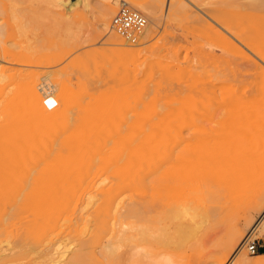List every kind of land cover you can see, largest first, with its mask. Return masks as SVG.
Returning a JSON list of instances; mask_svg holds the SVG:
<instances>
[{"label": "rangeland", "instance_id": "obj_1", "mask_svg": "<svg viewBox=\"0 0 264 264\" xmlns=\"http://www.w3.org/2000/svg\"><path fill=\"white\" fill-rule=\"evenodd\" d=\"M1 1L5 4V8L0 10V57L3 54V49H8L15 52L18 59L24 58L19 59L21 65L0 64V75L4 74L2 76H7L5 78L8 79L0 84V101L20 96L25 88V78L33 76L37 77L39 89L45 84L55 85V97H58L63 91H69L72 95L74 101L70 104L69 120L62 129L75 131L76 128L74 127H84V129L77 127L76 131L88 130L94 142L99 140L110 141L114 138L120 139L122 136L125 137V134L136 139L149 137L146 138L147 157L138 163L139 167L137 165L133 170L135 173L143 174V179L133 180L130 186H125L108 175L98 176L93 171L72 173L73 167H67L65 168L67 170L62 169L61 171H48L45 165L20 166L18 168L6 163V160L0 157V264H240V260L262 264L260 260L264 258L261 259L259 256H264V211H254L253 213L249 211L254 203L256 192H237L233 177H225L212 182H207L200 176H196L192 180L187 176L185 178L183 167H180L182 165L179 163L176 164L175 158L182 149L177 150L181 145L180 135L182 133L187 135L193 129L199 116L207 113L209 101L213 96L212 88L209 89V86L214 85L216 77L223 80L221 75V77L218 76V72H221L223 76L227 72L229 75L224 76L227 77V80L232 76L231 79H234L235 84L232 88H235L237 94L239 93L238 90L241 89L240 92H248L250 99L255 98V96L256 98L260 97L257 93L255 95L253 91L257 92L260 88L261 82L259 80L262 79L258 70L263 68L264 64L262 65V62L256 60V53L252 54L251 48L256 45L259 46L262 42L260 28H264V0H197L199 3L204 1V4L209 2L219 6L225 23L230 28L237 31L239 29L242 32L247 43V49L240 45L238 49L237 47L232 49L233 46L227 43H224L225 46L223 47V42H219L220 39L208 27L207 23L182 17L165 20L163 25L156 28V33L152 38H149L145 33L146 30H144L137 44L129 43L112 27L109 30L102 27L100 11L105 0H80L83 5L80 3V10H76L78 13L75 16V10L73 15L67 12L70 10H67L64 5L67 2L64 0L65 3L62 4H60L62 1L57 4L55 0ZM76 1L72 0V2ZM131 1L143 4L145 7L155 4V0ZM86 2L91 7L89 10H84L83 6ZM126 3L135 9L132 4ZM56 5L61 6L59 8ZM120 6L121 4L117 6V13ZM191 9L197 12L201 18H204L201 13L196 11V8L191 6ZM142 14L148 20V27L153 28L149 18L151 16ZM257 21H261L260 24L256 23ZM258 24L263 26L260 27ZM197 31L199 33H195ZM113 33L124 40L125 48L135 45L136 48L143 49L142 59L139 58V61L136 60L124 71L119 69L117 58L121 47L109 42ZM184 33L187 34L186 39L183 36ZM214 37H217L218 42ZM211 39L216 42H212ZM208 45L209 47H207ZM211 45L212 47H210ZM228 46L231 50H227ZM144 58L147 60L143 61ZM29 60L30 65L26 63ZM243 64L249 65L247 69ZM250 65L252 66L251 70ZM225 70L227 71L225 72ZM229 71L230 73H228ZM236 74L238 76L240 74V76L236 77ZM120 76H124L123 79H120ZM235 77L238 80H235ZM127 78L131 82L127 81ZM212 78L215 79L214 82ZM45 79L48 80L45 82ZM114 86V89L118 91H121V88H131L134 94L128 102L118 104L116 96L113 95L115 93L112 89ZM240 86L244 88L242 89ZM107 102L109 103L107 104ZM86 103L90 105L88 106ZM205 105L207 108L204 107ZM93 110L94 112H92ZM98 110L102 112H97L96 116L92 114ZM120 111H124L123 114ZM97 114H99L98 117ZM158 115L161 118L157 117ZM138 116L141 118L138 119ZM162 117L164 119L166 117V119L160 120ZM84 118L86 123L82 121ZM167 118L170 119L167 120ZM188 119L189 124L193 126L186 123ZM88 121L95 122L100 127L96 126L97 129L95 130L92 128L95 125ZM163 121H165L164 124ZM157 122L160 123V126ZM108 127L113 131H110ZM179 133H181L180 137L178 136ZM155 135L158 136L157 139L154 137ZM178 137L179 139H175ZM94 147L95 145H90L82 149L81 156L90 157L91 155L94 157L97 152ZM3 155L4 151L0 150V156L3 157ZM167 157L172 158L173 161L165 166L162 165L160 174L156 173L158 161ZM261 157L264 159V156ZM261 157L256 162L264 171V160L262 161ZM172 162H174V166L176 164V168L171 165ZM54 172H58L57 175ZM144 175H147L146 178ZM102 181H105L104 184L100 183ZM99 183L100 185L97 187ZM262 184H264V174ZM138 189H141L142 192ZM201 189H208L211 193L205 199L200 198L198 200ZM30 190H33V198H35L31 201L25 200L23 195ZM150 195L152 196L150 197ZM91 197H93L92 203L89 205L88 201L90 200L88 199ZM70 198L72 202L69 201ZM110 201L113 203L114 211L167 212V210L176 211V209L183 207L187 209L188 206L190 210L193 211L194 209L197 213L196 217L191 219L193 224L187 218L190 216H182L181 219H178L179 221L174 220L167 223L168 227L166 226V228L169 232L167 231L166 237L160 238L162 242L159 239H142L143 242H137L138 247L132 249L127 246L124 248V257L119 258L118 253L112 255L111 252L110 255L108 250L102 251V247L107 241L114 242L115 240L114 234L110 231L112 221L109 222V230H105L101 220L100 211H106L105 206ZM32 204L34 205L32 206ZM180 204L182 208L178 207ZM28 206L29 208H27ZM50 207L56 208V211H70L59 220L56 230L53 232L54 241H60L61 245L55 251V262L51 263V260L48 261L49 259L46 258L50 252V247L45 245V238L38 240L37 235L26 233L24 226H22L24 222L20 212L49 211ZM186 209L184 210L186 211ZM197 224L199 225L197 226ZM186 226L190 228L195 226L196 231L191 228L195 232L187 234L190 229L188 228V230ZM236 231H240L242 237L232 247L230 241H236ZM163 239L166 242L163 243ZM253 242L260 248L256 254H251L248 251V246ZM241 245L244 246L243 251L235 259L233 254L237 253L238 249L242 247ZM107 253L110 257L106 256Z\"/></svg>", "mask_w": 264, "mask_h": 264}, {"label": "bare ground", "instance_id": "obj_2", "mask_svg": "<svg viewBox=\"0 0 264 264\" xmlns=\"http://www.w3.org/2000/svg\"><path fill=\"white\" fill-rule=\"evenodd\" d=\"M59 1H62V2L60 3ZM64 1L67 2L66 4H64L66 6L67 10H70V12L69 11H67V12L73 15V11L75 10L74 16L77 15L78 11L80 10L81 1L80 0H77L76 2H72V0H64ZM198 1H200V0H198ZM198 1L197 0L196 1L195 0H155V4L153 6H149V7L146 6L145 7L143 4L135 3L131 0H105L103 3L102 9L100 11V23H102V27L105 30L111 29L112 20H113L114 16L117 14V6L119 4H122V3L128 4L126 2H129L139 12H142L145 15L148 14L151 16V17H149L147 15L150 18V21H151V24L153 25V28L151 26L148 27V24L146 26L147 29L145 28V30H146L145 33L149 36V38H152L154 36V34L156 33V28L163 25L165 20L172 19L175 17H178V18L182 17L185 19H194L196 21H203V22L207 23L208 27L212 31H214L215 35L220 39L219 42L221 41V42H223V44L227 43L228 45L229 44L232 45L233 46V47H231L232 49H235L236 47L238 49L239 45L241 47L247 49V43L244 39V36L242 35V32H240L239 29L237 31V30L230 28V26L227 25V23H225L222 15H221L222 13H221L220 9L218 8L219 6H217L214 3L208 2L207 4H204L205 3L204 1H201L200 3ZM55 2L57 4L58 3H60V4L65 3V2H63V0H58V1L55 0ZM64 5H63V7H64ZM56 6L58 7L59 5H56ZM60 6H59V8H60ZM191 6L194 9L196 8V11L201 13L204 18H201V16L197 12L193 11L191 9ZM63 7H61V8H63ZM83 7H84V10H89L91 8L90 5L87 4V2L85 3V5ZM221 7H222V5H221ZM233 7H236V6H233ZM3 8H5V4L0 0V10ZM76 10H78V11H76ZM223 12H224V10H223ZM228 17H230V16H228ZM232 17H233V15H232ZM225 18H227V17H225ZM260 20H262V19H260ZM251 21H252V19H251ZM254 21H256V20L254 19ZM260 22L257 21L256 23L260 24ZM261 25H259V26L262 27L264 24L262 26ZM9 26H10V23H9ZM0 28H1V26H0ZM260 29L262 32V42L260 45L258 44L259 46H257V45L252 46L251 45L252 47H254V48H251L253 53L251 51H249V52H251L252 54L256 53V56H255V57H257L256 60L257 61L259 60L260 63L262 62V65H263L264 64V28H260ZM198 31H200V30H198ZM198 31L195 33H199ZM200 32H202V31H200ZM214 33H213V35H214ZM186 35L184 33V35H183L184 38ZM217 37L216 38L214 37V39H216V41L218 40ZM189 41H187V42H189ZM211 41L216 42L213 39H211ZM109 42L115 46L121 47V49L118 52V57H117L118 63H119V69L124 71L127 68H129L130 65H133L134 64L133 62H136V60L139 61L138 60L139 58L142 59L141 56L143 53V49L136 48L135 45L132 47H126L125 48L126 44H125L124 40L120 36H118L116 33L112 34V36L109 39ZM224 46H225V44L223 45V47ZM207 47H209V45ZM210 47H212V45ZM229 47L230 46H228L227 50H231V49H229ZM225 48H227V47H225ZM212 49H214V48H212ZM222 51H221V54L223 53ZM2 53L3 54H1L2 56L0 57V64L5 63V64L21 65L20 64L21 61L19 59L22 60V58H24V57H22V58L20 57L18 59L17 54L15 52H13L12 50H8V49H5V50L3 49ZM224 55H225V53H224ZM245 57H247V56H245ZM146 60L144 58L143 61H146ZM150 60H152V59H150ZM195 60H197V59H195ZM26 63H28L29 65L31 64L30 60L26 61ZM250 63H251V61H250ZM245 64H246V62H245ZM251 64H253V63H251ZM258 64H259V62H258ZM246 65H244V67L247 69V67L249 65L248 66H246ZM250 67H251L250 68V70H251L252 66L250 65ZM260 67H258V68H260ZM263 68L258 70L260 72L261 79H262V80L258 79L259 82H261L260 88L257 92L253 91L254 94L257 93L260 97L258 96L259 98H256V96H255V98H253V99H250V97H248V92H240L241 89L238 90L239 93L237 94V92L234 90L235 88L234 89L232 88L233 86H235L234 79H231L232 76L229 77L230 81L227 80V77H224L226 75L227 76L229 75L226 72L227 70H225L226 73L224 76L221 72H218V74H219L218 76L219 77L222 76L223 80H220L221 78L216 77V81H215L214 85L212 84L213 86H211V85L209 86V89L212 88V95L213 96L209 101L210 103H209V108H208L207 113L205 112L206 114L199 116V119L197 120V122L194 126L192 124H189V119L187 120L188 122H186V123L189 124L190 126H193V129L190 130V132L187 135H185L183 133L178 134V136L181 134L180 135L181 137L180 136L179 137L181 139V145L182 146L180 145L177 150L179 151V148H182V149H181L179 155L176 156L177 158H175V161L177 162L176 164L178 165V163H179V165H182L180 167H183L182 168L183 169V175L185 176V178L187 176L189 179L192 180L196 176H200L204 180H207V182H212L213 180H218V179L225 178V177H231V178L233 177L235 179V187H236L235 190L237 192L242 193V192H248V191H255L256 197H255L253 205L251 206V209L249 210L251 213H253L254 211H264V184H262V178H263V174H264L263 172L264 171H263V168L261 166H259L260 164L257 163L258 162L257 159L260 158L261 156H264V69ZM210 69H213V68H210ZM246 69H245V71H246ZM218 70H222V69H218ZM2 71H3V69H2ZM192 71H193V69H192ZM222 71H224V70H222ZM234 71H236V70L234 69ZM228 73H230V71ZM114 74H117V73H114ZM2 75H4V74H2ZM2 75H0V84L4 81L8 80L7 78H5L7 76L3 77ZM211 76H213V75H211ZM239 76H240V74H239ZM239 76L237 75L236 77H239ZM123 77L120 76V79H123ZM195 77H196V74H195ZM236 77H235V80H238V79H236ZM47 78H49V77H47ZM125 78H126V76H125ZM47 80L48 79H45V82ZM212 80H213V78H212ZM214 80H213V82H214ZM25 81H26L25 86H24L25 88H24V90L20 96L19 95L16 97L12 96L13 98L2 99L0 101V150L4 151L3 157L2 156H0V157L3 158L4 160H6V163H9L12 166L15 165L18 168L20 166L45 165V167L48 168V171H52V170L61 171L62 169H65L67 167H73L72 173L93 171L98 176L99 175H108L114 179H117V181L123 183L125 186H130L133 183V180H135V179H139V180L143 179V174L135 173V172H133V170H134L135 166L138 165V163H140L142 160L145 159V157H147L146 156V153H147L146 138L149 136L136 139V138H133L131 136H127L125 134V137L122 136V137H120V139L117 137L119 140L114 138V140H110V141H100L99 140V141L94 142V140L90 136L91 134L89 133L88 130L82 131V132L76 131L77 127H80V126H77V127L73 126L74 128H76L75 131L62 129L64 127L65 123L69 120L70 104L73 103V101H74V99H72L73 97H71L72 95H70V92L69 91H63L58 97H55L54 96V92H55L54 86L55 85L53 86V85L45 84L44 86H42L39 89V82L37 80V77L36 78L33 76L26 77ZM127 81L131 82L129 79ZM209 83H211V82H209ZM242 83H244V82L242 81ZM54 84H56V83H54ZM240 84H241V82H240ZM117 86H119V85H117ZM236 87H237V85H236ZM114 88H115V86L112 89H114ZM203 88H204V86H203ZM241 88L243 89L244 87H241ZM201 89H202V87H201ZM198 91L200 92V90H198ZM204 91L206 92L205 89H204ZM207 91H208V89H207ZM209 91L211 92V90H209ZM71 92H72V90H71ZM113 92L117 93L116 95H115V93L113 95L116 96V100H117L118 104L128 102L129 99L134 94L131 88H125V89L121 88V91L114 89ZM251 94H252V92H251ZM88 99H89V97H88ZM101 99H102V97H101ZM112 99H113V97H112ZM86 100H87V98H86ZM113 101H115V100L113 99ZM47 102L49 105H54L55 103H57V106L55 108L48 109L46 106ZM109 102H107V104ZM86 104L88 105V103H86ZM204 104H205V102H204ZM81 107H83V106H81ZM95 107H94V109H95ZM148 107H151V106H148ZM204 107L207 108L206 105ZM96 108H98V107H96ZM90 109H91V107H90ZM119 109H118V111H119ZM150 109H152V108H150ZM99 111L102 112L101 110H98L92 114L96 116V113ZM105 111H107V110H105ZM149 111H151V110H149ZM152 111H153V109H152ZM201 111H203V110H201ZM92 112H94V110ZM120 112L123 114L124 111L123 112L120 111ZM86 113H88V112H86ZM90 113H89V115H90ZM132 113L134 114L133 111H132ZM145 113H148V112H145ZM149 114L151 115V113H149ZM171 114H173V113H171ZM98 115L99 114H97V117H98ZM114 115H115V113H114ZM118 115H119V113H118ZM157 117H159V115ZM122 118H123V116H122ZM139 118H141V117L138 116V119ZM159 118H161V117H159ZM163 119H164V117H162V119H160V120H163ZM165 119H166V117H165ZM169 119L167 118V120H169ZM183 119H184V117L182 118V120ZM193 119H194V117H193ZM95 120H97V119H95ZM82 121H84V123H86L85 118ZM117 121H118V119L116 120V122ZM141 121H143V120H141ZM136 122H139V121H136ZM164 122L165 121H163V124H164ZM91 123H93L95 125V127H92V128L96 130L97 129L96 128L97 123L96 124H95V122H91ZM186 123H185V125H186ZM141 124H143V123H141ZM157 124H158V122H157ZM181 124H183V123H181ZM132 125H133V123H132ZM134 125H135V123H134ZM154 125H155V123H154ZM158 125L160 126V123ZM140 126H142V125H140ZM97 127H100V126H97ZM183 127H185V126H183ZM80 128L84 129V127H80ZM152 128H153V126H152ZM176 129L178 130V127ZM135 130H132V131H135ZM110 131H113V130L110 129ZM114 131H116V129H114ZM153 131H154V128H153ZM103 133H105V132H103ZM111 133H114V132H111ZM137 133L139 134V132H137ZM175 133H176V131H175ZM116 134H118V132H116ZM134 134H135V132H134ZM160 134H161V132H160ZM176 135H177V133H176ZM154 137H156V139H157L158 136L155 135ZM175 137H177V136H175ZM179 137L175 138V139H179ZM104 138H106V137H104ZM172 139H174V138H172ZM106 140H107V138H106ZM167 143H168V140H167ZM169 143H170V140H169ZM172 143H173V141H172ZM176 144H177V142H176ZM90 145H95L94 148H95V150H97V152L95 153V156L91 157L90 154H89L90 157L81 156L82 149H84L85 147H88ZM148 149H150V148H148ZM175 154H176V152H175ZM263 160L264 159L262 158V161ZM171 161H173V159L170 157L169 158L168 157L162 158L161 160H159L158 161L159 163L157 164L158 166H157V169L155 170V172L160 174L162 171L161 166L162 165L165 166L166 164H170ZM176 164H175V166H176ZM10 165H8V166H10ZM171 165L174 166V162H172ZM171 165H169V166H171ZM175 166H174V168H176ZM138 167H139V165H138ZM143 167H145V166H143ZM14 168H16V167H14ZM14 168H12V169H14ZM16 170H14V171H16ZM65 170H67V169H65ZM141 170L143 171V168H141ZM178 170H179V168H178ZM145 172H147V171H145ZM145 172H144V174H145ZM54 173H56V172H54ZM57 173H56V175H57ZM140 175H141V177H140ZM25 176H27V175L25 174ZM146 176L144 175V178H146ZM73 177H74V175H73ZM54 180H55V178H54ZM104 180H106V179H104ZM10 181H11V179H10ZM54 182H56V181H54ZM103 182H105V181H102L100 183H103ZM100 183L97 185V187L100 185ZM35 184L37 185V183H35ZM53 186H55V185H53ZM97 187H96V189H97ZM141 188H143V187H141ZM152 189H154V188H152ZM16 190H18V189L16 188ZM33 190H30L28 193H26L27 195L26 194L23 195V198H25V200H30V201L33 200L35 198V197L33 198ZM138 190H140V192H142L141 189H138ZM47 192H48V190H47ZM210 193H211V191L208 189H201L200 197L198 198V200L200 198L205 199L206 196L209 195ZM17 194H18V192H17ZM139 194L141 195V193H139ZM151 196L152 195H150V197ZM191 196H192V193H191ZM248 196H249V194H248ZM71 198H72V196H71ZM71 198L69 199L70 202H72ZM92 198L93 197H91V199L90 198L88 199V200H90V201H88L89 205L92 203ZM121 199H123V198H121ZM33 205L34 204H32V206ZM85 207H86V205H85ZM178 207L180 208L181 204ZM27 208H29V206ZM34 208H35V206H34ZM36 208H37V206H36ZM174 208H175V206H174ZM182 209H176V211H168L166 209L167 212L166 211L165 212H159V211H114V206H113L112 201L108 202L105 206L106 211H100L102 214L101 220L104 224L105 230H109L108 225H109V222L112 221V227L110 228V231L114 234L113 238L115 240H114V242L107 241L103 245L102 251H104L106 249L105 251L108 250V253L110 252V255H111V252H112V255L118 253L119 258H122V257H124V253H123L124 248H126L127 246H130V248H132V249L136 248V247H138L137 242L142 241V239H146V240L147 239H150V240L159 239V241H160L161 240L160 238H162L163 236H165L169 232L168 229L166 228L167 223H169V222L171 223V221H174V220L179 221L178 219H181L180 217H182V216L183 217L184 216L185 217L190 216L191 218L187 217L190 220L193 219L194 217H196L195 215H196L197 211H194V209L192 211L189 209L188 206H187V209L184 207ZM184 209H186V211ZM20 212L22 214V221L24 222V225H22V226H24V230L26 231V233L28 235H34V234L37 235L38 240L45 238V240H44L45 245H49V247H50V252H49V254H47L46 258L49 259L48 261L51 260L50 263L53 261L55 262V251L61 245V242L60 241H56V242L54 241L53 232L56 230L55 228H56V225L58 224L59 220L66 213H68L70 211H56V208L50 207L49 211H40L39 210V211H20ZM203 218H205V217H203ZM182 221H180V222H182ZM192 221L193 220H191V222ZM192 224H193V222H192ZM198 225L199 224H197V226ZM194 227L192 226L191 228L194 229ZM188 228L191 230V228L189 226L187 227V229ZM174 229L177 230L176 228H174ZM190 230L187 234H189L190 232L194 233L196 231V229H194L195 231L194 230L190 231ZM181 231L183 232L182 229H181ZM179 234H181V233L179 232ZM235 236H236V241H234V242L230 241V244L232 242V247L235 246V244L239 240H241L242 233L240 231H238L235 234ZM180 238H182V237H180ZM139 239H141V240H139ZM189 239H190V237H189ZM164 240L165 239H163V243L166 242ZM171 241H173V240L171 239ZM145 242H147V241H145ZM154 242H156V241H154ZM161 242H162V240H161ZM173 242H175V241H173ZM177 243H178V241H177ZM156 244H157V242H156ZM165 244H163V245H165ZM88 247H90V246H88ZM243 248H244V246L240 247V249H238L237 253L233 254V255H235V259H237V257H239V255L243 251ZM143 250H141V251L143 252ZM108 253L106 255L107 257L109 256ZM7 254H9V253H7ZM259 258L262 259V258H264V256H259ZM260 261L262 262V264H264V259L260 260ZM239 263L240 264H254L252 262H248L247 260H240Z\"/></svg>", "mask_w": 264, "mask_h": 264}, {"label": "built area", "instance_id": "obj_3", "mask_svg": "<svg viewBox=\"0 0 264 264\" xmlns=\"http://www.w3.org/2000/svg\"><path fill=\"white\" fill-rule=\"evenodd\" d=\"M148 24L147 18L139 11L131 8L128 4L122 3L118 13L112 20V28L126 41L136 44ZM48 109L55 108L57 103L49 105ZM248 251L251 254H256L260 251L259 246L253 242L248 246Z\"/></svg>", "mask_w": 264, "mask_h": 264}, {"label": "trees", "instance_id": "obj_4", "mask_svg": "<svg viewBox=\"0 0 264 264\" xmlns=\"http://www.w3.org/2000/svg\"><path fill=\"white\" fill-rule=\"evenodd\" d=\"M261 254H263V252H261Z\"/></svg>", "mask_w": 264, "mask_h": 264}]
</instances>
